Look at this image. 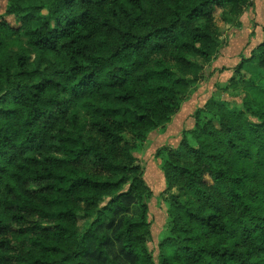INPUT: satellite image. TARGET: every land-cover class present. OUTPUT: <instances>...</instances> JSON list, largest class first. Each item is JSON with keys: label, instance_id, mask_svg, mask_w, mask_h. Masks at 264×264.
I'll list each match as a JSON object with an SVG mask.
<instances>
[{"label": "trees", "instance_id": "obj_1", "mask_svg": "<svg viewBox=\"0 0 264 264\" xmlns=\"http://www.w3.org/2000/svg\"><path fill=\"white\" fill-rule=\"evenodd\" d=\"M250 2L7 1L0 264H93V240L113 264L114 243L133 264H155L148 206L114 223L152 194L134 152L180 111L219 52L220 24ZM223 91L241 106L210 100L179 147L159 151L167 190L178 191L160 264H264V39ZM106 222L112 237L97 232Z\"/></svg>", "mask_w": 264, "mask_h": 264}, {"label": "rangeland", "instance_id": "obj_2", "mask_svg": "<svg viewBox=\"0 0 264 264\" xmlns=\"http://www.w3.org/2000/svg\"><path fill=\"white\" fill-rule=\"evenodd\" d=\"M0 1L2 5L0 12L4 13L8 0ZM41 14L47 15V9H43ZM8 20L15 24L12 17H8ZM220 26L222 29L219 34V52L205 65V70L193 83L190 92L184 97L180 111L166 124L165 129L158 128L150 132L144 145L134 152L138 163L143 167L144 178L152 194L149 197L136 198L127 211L117 215L114 222L116 224L121 218H138L141 205L148 206L150 232L146 236V245L153 255L155 264H160L162 254L160 246L169 234L170 196L172 192L178 194L176 188L172 191L167 190L168 185L161 169L162 154L159 151L166 147L178 148L186 136V131L195 128L196 112L205 108L210 100L223 103L225 106H241L240 97L234 98L223 90L228 86L242 57H249L264 39V0H251L241 16L230 18L228 23ZM13 48L16 49L15 46ZM187 136L191 141V136ZM114 225L106 222L97 232L99 235L106 233L112 237ZM103 248V252L96 250L93 240L88 260L93 264H113L114 252L110 249L105 250L104 246ZM114 248L119 253L117 261L121 264H133L119 252L117 243H114Z\"/></svg>", "mask_w": 264, "mask_h": 264}]
</instances>
